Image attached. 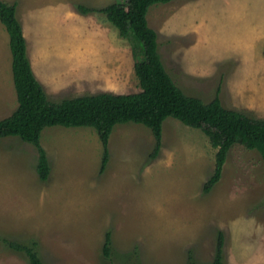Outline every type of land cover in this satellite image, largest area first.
<instances>
[{"label":"rangeland","instance_id":"1","mask_svg":"<svg viewBox=\"0 0 264 264\" xmlns=\"http://www.w3.org/2000/svg\"><path fill=\"white\" fill-rule=\"evenodd\" d=\"M2 1L15 5L32 73L48 100L139 92L128 40L104 14L76 8L114 0ZM173 1L146 15L152 29L172 26L169 35L158 33L157 44L173 82L188 96L207 103L217 95L223 107L264 120V0ZM183 12L194 22L178 26L185 20L172 14ZM10 72L0 23V86L9 85ZM12 94L15 102L4 98L6 86L0 89V119L17 106ZM40 143L50 165L46 181L36 173L32 144L0 139V264H29L6 241L36 242L43 264H210L219 231L222 264H264V162L257 150L235 143L219 181L203 193L215 149L201 130L172 117L163 121L154 159L147 127L115 125L102 171L93 128H44Z\"/></svg>","mask_w":264,"mask_h":264},{"label":"trees","instance_id":"2","mask_svg":"<svg viewBox=\"0 0 264 264\" xmlns=\"http://www.w3.org/2000/svg\"><path fill=\"white\" fill-rule=\"evenodd\" d=\"M170 1L173 0H114L97 9L77 5L81 13L97 11L104 14L118 35L128 40L133 72L140 90L128 94L100 92L53 102L47 99L32 73L15 5L0 0V22L8 34L17 101L15 110L0 119V139L16 136L35 147V170L40 180L46 181L50 172L49 161L40 143L41 132L54 126L93 128L102 144L101 171L108 162V140L117 124H141L151 131L154 139L149 154L151 159L159 152L162 124L166 118L172 117L199 129L215 149L213 171L203 183V193L209 192L219 181L227 153L235 143L257 150L264 162V120L223 107L217 95L207 103L198 97L188 96L166 72L158 52L157 33L148 25L146 15L150 6ZM262 56L264 58V49ZM223 240L219 231L210 264L223 263ZM110 244V232L106 231L102 245L105 258L110 257ZM6 245L23 253L29 264H43L36 252V242L29 245L6 241Z\"/></svg>","mask_w":264,"mask_h":264},{"label":"crops","instance_id":"3","mask_svg":"<svg viewBox=\"0 0 264 264\" xmlns=\"http://www.w3.org/2000/svg\"><path fill=\"white\" fill-rule=\"evenodd\" d=\"M173 2H176V1H173ZM168 3H172V2H168ZM167 3V4H168ZM195 4V3H194ZM196 6V4L193 6V9H194V7ZM172 15H176V16H180V17H183L184 18V20H185V24H179L178 26H183V25H188V24H190V23H192V22H194V20H195V16H193L192 18H187V16H185V14H184V12L183 13H175V14H172ZM146 18H147V16H146ZM170 21V23L172 22L171 20H169ZM1 23V22H0ZM169 27L170 28H172V26H170L169 24H164V26H162V28H161V30H155L156 31V33H157V37H158V33H162V31H167L165 34H167V35H169V33H168V31H169ZM191 27H192V25H191ZM175 28H176V26H175ZM176 33V32H175ZM8 35V34H7ZM8 41H9V39H8ZM199 42H201V39L199 38L197 41H196V43H199ZM194 50V49H193ZM11 72H10V77H9V85H8V83L6 84V85H2L1 84V86H0V89L1 88H4V86H6L7 87V89H8V96L6 97H4V98H8L9 96H12V98H13V101L15 102V99H14V97H13V94H12V90H13V92H14V95H15V98H16V94H15V90H14V86H13V81H12V76H11ZM11 88H12V90H11ZM16 103H17V101H16Z\"/></svg>","mask_w":264,"mask_h":264}]
</instances>
